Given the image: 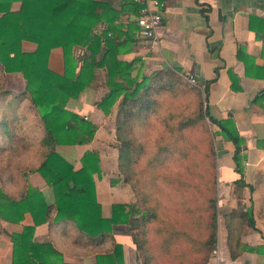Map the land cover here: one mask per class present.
I'll return each mask as SVG.
<instances>
[{
    "label": "crops",
    "instance_id": "obj_1",
    "mask_svg": "<svg viewBox=\"0 0 264 264\" xmlns=\"http://www.w3.org/2000/svg\"><path fill=\"white\" fill-rule=\"evenodd\" d=\"M118 1L112 3L116 10L125 5L113 24L120 25L119 31L129 35L130 43L128 50L120 52L117 58L132 63L131 74L147 76L153 71L170 68L182 74H194L202 82L214 79L207 85L208 113L216 119L230 118L240 138L239 175L232 159L233 145L225 141L218 127L212 124L217 218L215 246L206 264H264V96L259 99L261 105L253 101L264 90V76L256 78L244 74L245 58L251 73L263 72L260 69L264 64V47L260 37L264 40V0H158L161 21L154 39L141 37L135 24L143 0H135L140 5L136 13L130 4ZM19 3L11 2L10 10H17ZM104 27V23H98L96 31ZM238 47L244 51V55L239 54L241 59ZM20 48L30 53L36 45L23 40ZM71 51L77 65L88 53L80 46H73ZM47 67L56 74L62 73L60 47L49 50ZM214 70H217L216 76ZM94 74L92 85L85 86L76 99L69 98L65 103L66 109L95 125L93 138L80 145L56 144L54 151L74 170L80 167L79 159L85 151L96 153L99 173L92 174L95 198L101 217L108 218L112 203H133L134 195L118 172L115 147L108 144L113 141L117 101L107 115L95 107L106 87L103 68H96ZM229 74L234 77L232 83ZM2 78L3 89L12 94L23 90L25 81L20 73H4ZM19 107L24 110L29 106L21 101ZM23 112H17L15 129H7L6 121L4 128H0V150L5 153L10 148L15 155L14 160L7 161L0 151V190L18 200L29 186L40 191L45 203L52 208L47 221L34 226L32 241L50 244L58 254L55 264H141L142 258L125 224H111L110 234L105 236L88 237L70 220H52L51 186L35 170L44 159L40 156L41 147L35 142L43 135V127L35 111ZM32 132L37 134L26 137ZM238 179L239 184L236 183ZM237 206L250 214L252 228L247 226V220L241 225L226 226L224 215ZM30 225L32 219L28 213H24L18 223L0 219V264L14 263L9 235ZM236 232H239L237 245L234 238H229ZM23 260L24 264H29L27 257L23 256Z\"/></svg>",
    "mask_w": 264,
    "mask_h": 264
},
{
    "label": "trees",
    "instance_id": "obj_2",
    "mask_svg": "<svg viewBox=\"0 0 264 264\" xmlns=\"http://www.w3.org/2000/svg\"><path fill=\"white\" fill-rule=\"evenodd\" d=\"M13 1L20 2L15 11L10 10ZM113 2L114 0H0V71L3 74L18 72L25 81L23 90L18 94L0 89V128H4L6 121L7 129H15L14 124L19 118L17 112L20 114L24 111L25 114L27 109H32L37 113L43 127V135L35 142L41 147L40 156L44 159L35 170L51 186L54 197L53 221L70 220L88 237L105 236L110 234L111 224H125L132 243L142 254L141 264H160V261L156 260L158 255H173L174 264H206L215 246L216 194L212 192L198 209H186L191 217L187 223L178 226L159 212L158 203L147 206L150 197L142 188V183L140 180L138 184L132 182L135 165L142 158V154L135 152L136 145L128 127L134 119H143L147 113L158 111L157 96L172 92L178 84L184 87L183 85L188 86V83L178 78L175 70L170 68L153 71L147 76L131 74L132 63L117 58L120 52L128 50L129 35L119 31L120 25L113 24L125 4L116 10ZM118 2L130 4L135 13L140 6L135 0ZM98 23H104L105 27L97 32ZM249 27L251 28L250 25ZM121 36L123 38L120 39ZM256 37L259 38L257 34ZM260 38L264 47V40ZM23 40L34 43L35 50L30 53L23 52L20 48ZM73 46L83 47L88 52L79 65L72 56ZM53 47H60L62 51L61 74H56L47 67L48 52ZM237 54L238 58L239 54L244 55L243 49L238 47ZM245 61L246 58V76H264V64L259 68L263 72L253 74ZM96 68L104 70L106 92L95 103V107L107 115L117 101L113 146L117 151V168L122 182L129 186L134 195L133 203H112L108 218L101 217L100 205L95 198L92 174L99 173L96 153L85 151L79 159L80 167L74 170L70 163L54 151L56 144L80 145L93 138L95 125L66 109L65 103L69 98L76 99L85 86L92 85ZM214 73L216 76L217 70H214ZM229 77L232 83L234 77L230 74ZM2 79L0 81L3 84ZM196 79L198 83H202L203 99L196 109L195 117L189 122H184L182 127L199 124L204 117L216 125L219 135L233 145L232 159L235 171L240 175V138L232 120L216 119L208 113L207 85L214 79L204 82ZM188 89L193 90L192 87ZM262 96L264 90L259 92L253 101L259 103ZM21 101L27 102L29 107L20 109ZM262 107L264 108V105ZM7 134L9 135V132ZM34 134L37 132L27 134L26 137ZM137 145L145 154L143 147ZM165 150L161 147L158 151L155 150L157 154L151 153L147 164H144L145 170L148 169L155 176L156 169L163 165ZM0 151L7 161L15 159L10 148L5 153ZM212 173L210 184L214 186L215 164L214 167L212 165ZM239 182V179L236 180L237 184ZM51 209L40 191L29 186H26L24 195L18 200L8 197L0 190V219L18 223L24 213H28L32 219V225L23 226L19 233L9 235L14 257L12 264H24L23 256L27 257L29 264H55L58 254L51 245L32 241L34 226L46 222ZM244 220H247V226L253 227L250 214L244 213L240 206L224 215L227 227L233 223L241 225ZM149 233L158 240L155 244L157 254L149 248ZM238 237L239 232L229 236L234 238L235 245L238 243ZM180 242L184 243L185 250L191 255L187 256L184 251L174 252Z\"/></svg>",
    "mask_w": 264,
    "mask_h": 264
},
{
    "label": "rangeland",
    "instance_id": "obj_3",
    "mask_svg": "<svg viewBox=\"0 0 264 264\" xmlns=\"http://www.w3.org/2000/svg\"><path fill=\"white\" fill-rule=\"evenodd\" d=\"M174 73L187 84L184 78L186 74ZM1 75L4 74L0 71V79ZM3 85L0 81V88ZM183 86L178 84L172 92L157 96L158 111L147 113L143 119H134L128 127L136 145L135 152L142 154L135 165L132 182L138 184L140 180L142 188L150 197L147 206L158 203L159 212L178 226L187 223L191 217L186 209H198L206 197L212 195V192L216 194L215 187L210 184L213 177L212 165L214 167L216 158L212 124L204 117L199 124L182 127L184 122L195 117L196 109L203 99V86L198 82L195 86ZM113 142L109 141L108 144L113 146ZM136 143L143 147L145 154ZM161 147L166 149V156L154 176L148 169L145 170L144 164H147L151 153L157 154ZM148 237L149 248L157 254L155 244L158 240L151 233ZM178 251L187 252L183 242L175 247L174 252ZM139 254L142 258V254ZM189 255L191 254L187 252V256ZM156 260L160 264L175 263L173 255H158Z\"/></svg>",
    "mask_w": 264,
    "mask_h": 264
},
{
    "label": "built area",
    "instance_id": "obj_4",
    "mask_svg": "<svg viewBox=\"0 0 264 264\" xmlns=\"http://www.w3.org/2000/svg\"><path fill=\"white\" fill-rule=\"evenodd\" d=\"M160 5L161 3L158 0H143V6L138 9V14L135 18V24L141 37L147 39L155 38L156 29L161 21ZM184 78L188 84L197 85L196 75L188 74Z\"/></svg>",
    "mask_w": 264,
    "mask_h": 264
}]
</instances>
